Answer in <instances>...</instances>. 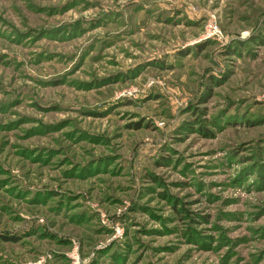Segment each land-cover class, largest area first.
<instances>
[{"label": "rangeland", "instance_id": "1", "mask_svg": "<svg viewBox=\"0 0 264 264\" xmlns=\"http://www.w3.org/2000/svg\"><path fill=\"white\" fill-rule=\"evenodd\" d=\"M264 0H0V264H264Z\"/></svg>", "mask_w": 264, "mask_h": 264}, {"label": "built area", "instance_id": "2", "mask_svg": "<svg viewBox=\"0 0 264 264\" xmlns=\"http://www.w3.org/2000/svg\"><path fill=\"white\" fill-rule=\"evenodd\" d=\"M262 98H264V92L262 93Z\"/></svg>", "mask_w": 264, "mask_h": 264}]
</instances>
